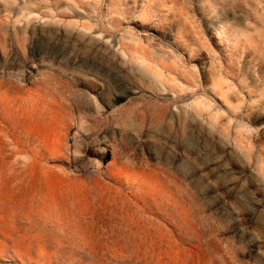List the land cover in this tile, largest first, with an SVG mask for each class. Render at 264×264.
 <instances>
[{
	"label": "rangeland",
	"instance_id": "rangeland-1",
	"mask_svg": "<svg viewBox=\"0 0 264 264\" xmlns=\"http://www.w3.org/2000/svg\"><path fill=\"white\" fill-rule=\"evenodd\" d=\"M0 264H264V0H0Z\"/></svg>",
	"mask_w": 264,
	"mask_h": 264
},
{
	"label": "bare ground",
	"instance_id": "bare-ground-1",
	"mask_svg": "<svg viewBox=\"0 0 264 264\" xmlns=\"http://www.w3.org/2000/svg\"><path fill=\"white\" fill-rule=\"evenodd\" d=\"M102 161H99V163H101Z\"/></svg>",
	"mask_w": 264,
	"mask_h": 264
}]
</instances>
